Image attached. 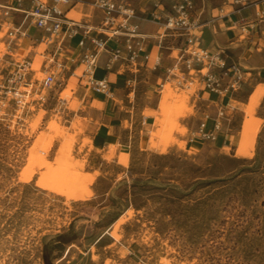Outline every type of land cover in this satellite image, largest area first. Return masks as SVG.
Instances as JSON below:
<instances>
[{"label": "rangeland", "instance_id": "374dc122", "mask_svg": "<svg viewBox=\"0 0 264 264\" xmlns=\"http://www.w3.org/2000/svg\"><path fill=\"white\" fill-rule=\"evenodd\" d=\"M125 1L138 14L152 15L155 9L171 11L173 0H162L160 6L153 0ZM218 1L197 2L213 7ZM10 4L0 0V264H43L46 246L54 264H264V94L254 110L262 122L251 156L221 151L210 141L189 142L181 118L194 113L188 101L197 84L182 88L172 79L158 91L159 110L146 111L156 119L146 128L149 136L161 128L157 147L143 141L142 147L150 150L135 153L130 162L127 156V166L118 158L123 172L109 165L88 172L94 144L86 132L95 127L88 97L98 92L89 88L81 100L72 76L51 101L62 75L56 73L52 89L41 86L50 56L44 44L26 37L30 20L23 23L25 14ZM177 54L175 49L172 56ZM25 62L31 67L25 77L30 83L10 85L8 79ZM165 97L168 110L162 114ZM249 102L238 105L242 122L235 132L236 146ZM162 118L164 125L159 124ZM51 121L59 123L60 134L48 128ZM50 138L49 148L30 152L34 144L42 146ZM68 141L69 162L78 163L70 168L57 164L60 148ZM109 149L104 154L108 163L115 154L114 146ZM76 173L82 189L70 179ZM60 174L70 177L65 183L70 196L47 186ZM134 201L145 205L136 208ZM129 208L131 214L126 213ZM193 225L203 228L198 238L189 240L185 230ZM60 234L71 240L57 247ZM245 245L258 251L247 256L240 249Z\"/></svg>", "mask_w": 264, "mask_h": 264}, {"label": "crops", "instance_id": "0c3cea01", "mask_svg": "<svg viewBox=\"0 0 264 264\" xmlns=\"http://www.w3.org/2000/svg\"><path fill=\"white\" fill-rule=\"evenodd\" d=\"M91 1L84 0L65 6L68 19L79 23L81 28L77 34L66 38L61 45H48L49 62H51L52 52L56 51L55 62L61 63V67H56V72L62 75L53 89L51 101L58 91L60 92L69 84L72 76L76 78L71 82L72 87L76 89V95L81 100L87 97L86 90L92 88L90 85H83V78L79 76L82 65L77 61L81 50L79 41L85 28L90 29L92 35L106 38L101 28L103 13L93 7ZM197 1L195 0L196 8L198 12H201L203 24L194 29L195 35L198 36L195 46L224 51L228 61L239 65L242 82L238 90L224 95L210 92L201 85L199 80L193 83L187 81L188 85L187 82L181 83L182 88L197 84V91L188 101L194 113L181 118V123L188 128L189 142L210 141L217 144L219 150L230 153L237 147L235 132L239 131L242 122L238 105L248 103L251 93L258 86L264 85V16H256V12L262 8V1L239 10L234 9L223 15H219L220 7L224 6L225 11L231 10V7L225 5L223 0L218 1L213 7L206 3L200 7ZM7 2L12 3L10 7H15L14 0H7ZM29 4V0H25L23 6L28 7ZM132 22L137 24L138 32L142 37V47L137 55L132 59L116 61L108 67L109 54L102 52L95 71L96 79L108 81L110 93L106 95L98 92L88 97L90 110H87L92 123L95 124L92 131L86 132L94 144V148L89 151L88 166L90 168L86 169L91 173L96 170L102 171L104 165L111 166L117 173L123 172L125 166L118 162V158L124 160L128 156L130 162L135 153L149 150L148 147L143 148L142 143L148 141L149 134L146 128L154 125L156 119L153 114H146V111L159 110L158 91L165 82L172 80L166 78L164 67L174 62L172 52L175 49L179 51L186 43L184 38L173 34L165 35L159 43L161 31L158 22L151 17V14L141 15L136 11ZM29 29L34 30L33 34L29 32ZM35 35H37L35 27L29 24L26 37L38 41ZM124 41V36L119 37L118 41L110 39L107 46L113 49ZM156 59L160 61V64L154 68ZM55 62L53 64H56ZM45 65L49 66L47 61ZM57 100H59L58 97ZM219 111H223L224 115L221 117L220 129L215 131L217 133L215 140L201 139L198 133L200 122L205 115H209L207 129L214 130ZM110 146L115 147V156L112 162L108 163L104 159V154L108 152Z\"/></svg>", "mask_w": 264, "mask_h": 264}, {"label": "built area", "instance_id": "2783aa9c", "mask_svg": "<svg viewBox=\"0 0 264 264\" xmlns=\"http://www.w3.org/2000/svg\"><path fill=\"white\" fill-rule=\"evenodd\" d=\"M14 1L16 6L11 8L25 14L23 23L29 18L30 25L34 26L37 32L35 37L40 44L45 45L44 50H47L48 45L51 44L61 45L66 38H71L81 28L79 23L68 19L65 6L72 5L75 2H83L84 0H29L30 4L28 7L23 6L25 0ZM161 1L153 0L156 6H160ZM259 1H262V8L256 12V16L263 17L264 0H223V3L230 6L231 10L225 11V7L222 6L219 8V15L227 14L234 9L239 10ZM91 4L103 13L101 28L106 38L92 35L91 30L85 28L84 34L79 41L81 50L77 61L82 65L79 76L83 78V85H90L97 92L108 95L110 93L108 81L94 77L100 53L107 52L109 54L107 66L111 67L116 61L132 59L137 55L142 47V37L138 32L137 24L132 22V19L136 16V9L127 1L92 0ZM200 15L201 12L197 11L195 0H173L171 11L163 13L155 9L152 12V18L164 29L159 34L161 37L159 43L168 34H173L186 40L184 46L174 56V62L164 67L166 78L168 80L170 78L176 79L178 85L187 81L193 83L199 80L205 89L218 95L236 91L240 88L242 82L239 65L228 61L222 50L213 51L195 46L198 36L195 35L194 29L203 24ZM121 36L125 37L123 44L117 45L113 49L107 46L108 40L115 39L118 41ZM55 53L56 51L52 52L51 65L44 69V76L41 80L43 88L52 89L57 83L56 67H61V63L55 62ZM54 62L56 64H53ZM159 64L160 61L156 59L153 67L156 68ZM30 69L28 62L18 65L16 73L8 79L10 85L12 83L16 85L24 81ZM25 82L24 85L26 86L30 83L26 80ZM40 99L44 101L45 98L41 97ZM223 115V111L218 112L214 130L207 129L209 115H205V118L199 124V137L203 140H215Z\"/></svg>", "mask_w": 264, "mask_h": 264}, {"label": "bare ground", "instance_id": "6f19581e", "mask_svg": "<svg viewBox=\"0 0 264 264\" xmlns=\"http://www.w3.org/2000/svg\"><path fill=\"white\" fill-rule=\"evenodd\" d=\"M1 35V34H0ZM2 44V43H1ZM0 48H2V45H0ZM51 60V59H50ZM166 84V83H165ZM168 84V83H167ZM166 84V85H167ZM165 85V86H166ZM259 87V86H258ZM162 88V87H161ZM191 90V89H190ZM79 91V90H78ZM82 91V90H81ZM160 91V90H159ZM190 92V91H189ZM68 95L70 94V91L68 90L66 92ZM264 94V87L262 86V88H259V89H255L253 91V93H251L250 95V102L249 104L247 105V107L245 108V117L243 119V123H242V129H241V134H240V138L238 140V144H237V147L235 149L236 151V155H239V156H251L252 155V152H251V149L253 148L254 146V142H255V137H256V131H257V127L259 126V124L262 122V119H260L259 117H256L254 115V110L256 108V106L258 105L259 101H260V98L262 97V95ZM81 96V95H80ZM165 100H166V97L162 99L161 101V106H160V109L162 110V114H165L168 110V104L165 105ZM151 114H153V112H151ZM78 119V118H77ZM78 121V120H77ZM165 120L162 119H159V124L161 125H164ZM173 125H177L176 122L173 123ZM80 126V125H79ZM48 128L54 130L57 134H60L62 129H61V126L59 125L58 122L56 121H51L48 125ZM154 128V127H153ZM152 128V129H153ZM183 128V127H182ZM161 132V128H157V129H154V130H151L150 131V136H149V146L150 148H154V147H157L158 145V142L159 141H156V137H158V135L160 134ZM159 140V139H158ZM52 143V138H50L46 144L44 145H40L39 143L37 144H34V146L30 149V152L34 155L38 154V150L40 148H49L50 145ZM71 142L68 141L65 143V145H62L61 148H60V151H59V156L57 157V161L58 163L57 164H60L62 167H71V166H74L77 165L78 163L77 162H73V163H70L69 162V153H70V148H71ZM166 146H167V143H165V146L159 148V151L162 153L166 150ZM147 149V148H146ZM110 150V149H109ZM150 150V149H149ZM112 151V150H111ZM156 151V150H155ZM108 154V153H107ZM115 156V154H114ZM113 156V157H114ZM112 158V157H111ZM41 160H44L43 156L40 157ZM66 161L68 163H66ZM119 161L121 163H123L125 166H127V161L126 160H123L121 158H119ZM80 175H78L76 173V177H72L70 178L69 176L67 177V175H64V174H60L58 177H56V179H49L48 180V188L58 192V193H62V194H65L67 196H70V192L71 190H69L68 188H66V181H67V178L71 179L73 184H78L80 185V188L82 187V182H81V179L79 177ZM82 189V188H81ZM132 212V209H127L126 210V213L128 214H131ZM124 221V213L121 214L117 219H116V226L118 227L120 223H122ZM68 252V250H66V253Z\"/></svg>", "mask_w": 264, "mask_h": 264}, {"label": "trees", "instance_id": "16d2710c", "mask_svg": "<svg viewBox=\"0 0 264 264\" xmlns=\"http://www.w3.org/2000/svg\"><path fill=\"white\" fill-rule=\"evenodd\" d=\"M133 205L136 208H141L145 204L144 203L138 204L137 202L134 201ZM202 228H203L202 226H198V225L186 227L185 232L188 233L189 240L198 238L201 235ZM58 240H60L61 244L57 243V247H60L62 246L63 243H66L70 241L71 239L68 238L67 234H60L58 235ZM240 249L241 251L245 252L247 256L254 255L256 251H258V248H253L250 245H245L243 248L241 247ZM42 257H43V264H54L51 252L47 250V246L44 248Z\"/></svg>", "mask_w": 264, "mask_h": 264}]
</instances>
